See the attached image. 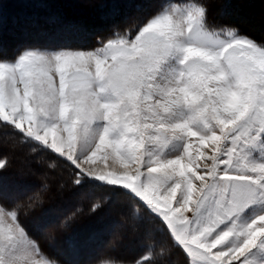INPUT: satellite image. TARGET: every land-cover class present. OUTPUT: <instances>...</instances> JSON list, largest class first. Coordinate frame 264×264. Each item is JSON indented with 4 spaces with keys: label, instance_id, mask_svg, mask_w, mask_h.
Listing matches in <instances>:
<instances>
[{
    "label": "snow or ice",
    "instance_id": "6c2138e0",
    "mask_svg": "<svg viewBox=\"0 0 264 264\" xmlns=\"http://www.w3.org/2000/svg\"><path fill=\"white\" fill-rule=\"evenodd\" d=\"M5 2L0 137L46 153L50 170L70 168L74 188L129 197L137 224L159 222L171 242L149 233L137 258L99 264H174V248L187 264H264V41L209 18L217 3L264 0H96L159 7L92 49L24 46L11 55L2 46ZM7 167L0 157V264H61L40 247L54 221L37 218L38 239L20 216L65 184L46 180L5 206Z\"/></svg>",
    "mask_w": 264,
    "mask_h": 264
},
{
    "label": "rangeland",
    "instance_id": "374dc122",
    "mask_svg": "<svg viewBox=\"0 0 264 264\" xmlns=\"http://www.w3.org/2000/svg\"><path fill=\"white\" fill-rule=\"evenodd\" d=\"M8 1V5L10 6L9 9L12 10V12L18 11V8H21V6L23 7L26 4L24 3L25 0ZM29 1L31 2V0H26L27 4ZM73 2L75 4L74 7L76 8L94 7V5L90 3V0H75ZM151 5L152 4L143 5L142 9L146 10ZM215 5H217L218 8L216 14H218L220 17L225 16L228 3H217ZM27 7L30 8L33 6L30 4ZM10 10L9 12H11ZM211 10L212 6L210 8V13ZM23 19H19L20 22L18 23H20V25L16 26L26 27L28 23H31L28 22L29 20L27 21ZM111 21L112 22H110V24L113 23L114 20L112 19ZM8 24V29L2 33V46H4L3 50H5L4 52L6 54L11 55L16 49L24 46H34L26 45L24 38L27 35L30 36L31 31H37V29L34 28L35 26L31 24V28L33 30H30L28 33H24V29L21 30V27H19L17 34L12 33L10 35L12 32L10 30L13 28V23ZM48 28L49 30H53L52 26H49ZM95 41L96 40L94 39L90 47L72 48L92 49L98 46V43ZM14 45H16V47ZM38 46L42 47L40 45ZM30 149L31 145L21 144L17 137H0V157H7L8 159V167L3 171L4 183L6 186L5 195L9 198L17 197L19 195V199H23L27 195L38 192L41 184L46 180L48 183L53 185L58 182H63L65 184V188L58 193L54 188L53 192L43 194L41 197L43 200L42 205L37 207L28 216L24 215L23 209L21 210L23 216L20 217L21 222L23 220L25 227L32 231V233L35 232L33 225L39 216L45 215V213L47 214L49 212L56 213L57 216L56 218H53V221H58L60 217L59 224H54L56 227L53 226L52 229H44L47 232V235L50 233L49 237H56L59 234L65 235L67 233L73 232V230L77 228V230H85L86 236L88 233H92L93 236L100 238V241H98L96 245L89 246V249H91L93 252H102L103 250L104 252L107 251L105 253L107 257H103L102 259L90 264H99V262L103 260H118L111 256L112 254H115V251L118 253L132 252L133 250L141 249L142 247L140 245L144 239H147V234L149 233H151L152 239L153 237L155 238V241L164 242V239L160 237L156 238L155 235L159 233L158 231H163L159 222L153 221L145 224H137L132 215L133 202L129 197L123 194H113L110 189L98 187L96 185H87L84 188H74L71 184L72 170L70 168L60 165L55 169V171L50 170L47 168V162L51 158L43 152L31 153ZM17 187L20 189L19 191L17 190ZM90 196L95 197L94 201L97 199L104 200L105 198H109V200L103 204L99 211L91 214L89 212V207L94 201L91 203L89 202ZM80 198L81 200H79ZM77 209H80V211L77 212ZM74 212L76 213L75 216L68 221L67 225L61 226L65 218L72 216ZM96 226H98L97 229L95 228ZM55 228H59V231H57ZM96 231H99L98 233L100 235H98V233L93 234ZM163 233L165 232L163 231ZM101 235L107 236V238L101 239ZM42 241L45 242L46 239H40V247L42 252H45L44 254L47 256V248H45V243H42ZM112 249L115 251H111ZM57 250L61 249L58 248ZM108 252L111 253L109 257ZM173 254L171 257L172 261L174 260ZM174 263L184 264L181 259L179 261L174 260Z\"/></svg>",
    "mask_w": 264,
    "mask_h": 264
},
{
    "label": "trees",
    "instance_id": "16d2710c",
    "mask_svg": "<svg viewBox=\"0 0 264 264\" xmlns=\"http://www.w3.org/2000/svg\"><path fill=\"white\" fill-rule=\"evenodd\" d=\"M24 3L26 4L23 7L21 6V8H18V11L15 12H12V10L9 9V1L3 4L2 33L8 29V23H13V28L10 30L12 32L10 35L12 33L17 34L19 27L21 26L16 25H20V23H18L20 22L19 19L24 18L23 20H29L28 22H31L30 24L28 23L26 27L20 28L21 30L24 29V33H28L30 30H33L31 28L32 25L35 26L34 28H36L38 31H31V35H27L24 38L26 41L25 44L34 46L40 45L42 47H90L94 39L97 43L98 39L106 38L113 28L123 30L124 27L131 25L133 20L145 15V9H142L143 5H105L97 3L96 0H90V3L93 4L94 7L83 8L74 7V2L68 4H44L40 3L39 0H31V2L29 1L27 4L25 0ZM30 4L33 7L28 8L27 6ZM158 7L159 3H154L147 9H155ZM9 10L11 12H9ZM217 10V5H213L211 13L209 12L210 20L214 18L217 25L236 24L241 28L242 32L247 33L258 41H264V3H228L226 15L223 17H220L218 14H216ZM112 19L114 21L110 24ZM72 25H83L84 30L75 31L71 28ZM49 26H52L53 30H49ZM14 46L16 47V45ZM18 196L9 198L5 195L3 203L5 206H10L11 200L20 198ZM89 199L88 200L91 203L94 201L95 197L90 196ZM79 200H81V198ZM45 215L51 217L52 220L57 216L56 213L52 212L47 214L45 213ZM20 217H23L22 211ZM59 220L54 222V224H59ZM53 226H49L45 230L52 229ZM95 228L97 229L98 226ZM57 231H59V228ZM29 232L34 236V238L40 239L36 236L35 232L32 233L30 230ZM98 232L99 231H96L93 234H97ZM158 232V234H155L156 238L160 237L164 239L163 241L165 243H171L166 233H163V231ZM44 235L49 237L50 233L47 235V232L45 231ZM98 235L100 234L98 233ZM103 238L106 239L107 236L101 235V239ZM153 239L155 240L154 237ZM98 241H100V238L93 236L92 233H88L86 236L85 230H77L76 228L71 233H67L65 235L59 234L56 237L46 239L45 242L42 241V243H45V248H47V256L58 259L61 264H90L102 259L103 257H107L105 255L107 251L104 252L103 250L102 252H93L91 249H89V246L96 245ZM146 241L147 239H144L141 243V249L133 250L132 252L118 253L112 249L111 251H115V254H112L111 256L118 260L131 261L141 255V253L144 251L143 246L146 244ZM58 248L61 250H57ZM108 253L109 257L111 253ZM173 253L174 260L179 261L181 259L184 264H187V259L180 249L174 248Z\"/></svg>",
    "mask_w": 264,
    "mask_h": 264
}]
</instances>
